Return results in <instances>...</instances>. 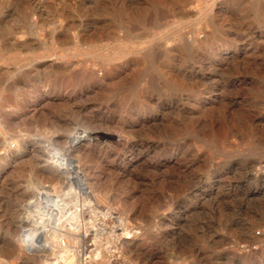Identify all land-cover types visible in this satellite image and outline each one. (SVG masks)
<instances>
[{
	"label": "rangeland",
	"instance_id": "374dc122",
	"mask_svg": "<svg viewBox=\"0 0 264 264\" xmlns=\"http://www.w3.org/2000/svg\"><path fill=\"white\" fill-rule=\"evenodd\" d=\"M46 224L95 264H264V0H0V264L62 263Z\"/></svg>",
	"mask_w": 264,
	"mask_h": 264
},
{
	"label": "bare ground",
	"instance_id": "6f19581e",
	"mask_svg": "<svg viewBox=\"0 0 264 264\" xmlns=\"http://www.w3.org/2000/svg\"><path fill=\"white\" fill-rule=\"evenodd\" d=\"M90 135H88L87 133L85 134V133H78V134H75L72 138H71V150H73V149H75V148H77V147H79V145H81L82 143H84V142H86L87 140H89V139H91L90 137H89ZM112 136V135H111ZM83 145V144H82ZM55 150V149H54ZM56 151V150H55ZM23 152V151H22ZM53 152V151H52ZM68 152V151H67ZM23 154V153H22ZM9 157V156H8ZM20 157V156H19ZM54 165H53V168H57L58 170H61V171H64L65 169H69V171L70 170H73V168L75 169L76 167H74V166H72V164H71V162H67L66 160L65 161H63V162H57V161H55L54 163H53ZM51 167V166H50ZM75 171V170H74ZM71 172V171H70ZM75 173V172H74ZM75 175H78V174H75ZM80 176V175H79ZM78 177V176H77ZM77 179V178H76ZM77 180H79L78 182V184H80V186L82 187V191L83 192H89V189H88V187H86L85 185H83V181H82V178L81 177H78V179ZM78 187H79V185H77ZM80 189V188H79ZM80 190V191H81ZM75 194H76V192L75 191H73ZM75 194H73V195H75ZM67 195V194H66ZM69 195V194H68ZM66 196L67 198L69 197V196ZM71 195H72V192H71ZM72 195V196H73ZM77 195V194H76ZM66 197H65V199H66ZM75 197V196H74ZM73 197V198H74ZM77 197V196H76ZM76 197H75V199H76ZM79 198V197H78ZM77 198V199H78ZM63 199V198H62ZM62 199H60V200H62ZM65 199L64 200H62V202L64 203V201H65ZM69 199V198H68ZM58 201V200H57ZM70 202V201H69ZM74 202H76V205H77V201L75 200H73V203ZM52 203V205L50 204V206H51V209H52V212H53V214H55L54 213V210L55 209H57V207L60 209V210H62L61 208H62V205H58V203L57 202H54L53 203V201L51 202ZM61 203V202H60ZM55 204V205H54ZM65 204V203H64ZM70 204H71V202H70ZM74 205H75V203H74ZM79 205V204H78ZM77 205V206H78ZM82 205V204H81ZM56 206V207H55ZM80 207V206H79ZM70 208V207H69ZM75 208V207H74ZM76 209V208H75ZM78 209H80V208H78ZM76 210V211H78V212H80V211H82V210ZM49 212V211H48ZM48 212H46V213H48ZM52 212H50V213H52ZM63 212V211H62ZM49 213V214H50ZM71 213V212H70ZM77 216H76V215ZM81 214V213H80ZM30 215V214H29ZM51 215V214H50ZM73 215V214H72ZM75 218L73 219V220H76V222H78L77 224H76V228L75 229H79L80 230V226H81V224H79V214L77 213V212H74V215H73ZM31 217V216H30ZM71 217V216H70ZM50 219V218H49ZM83 220V219H82ZM31 221V220H30ZM33 222H34V219H33ZM74 225V224H73ZM50 226H52V225H44V226H42V229L40 230V231H43V239H37V234H38V230H36V233H34V225L32 226L31 225V227L29 226V233H28V235H31V236H29V239H27L26 240V244H27V248H30L32 251H35V252H39V253H42V254H44V253H47V252H51V253H53V254H58V256H57V259L58 260H60L62 263H64V264H73V258H72V254H73V252H75V250L74 249H76L77 248V246H76V244L79 242L78 241V235H77V232H76V230L75 229H73V230H65V229H63V227H62V225H55L54 227L52 226V227H50ZM83 228V227H82ZM87 230V229H86ZM81 232H82V230H80ZM86 232V231H85ZM126 235H129V233H127ZM125 235V236H126ZM80 236V235H79ZM84 236H82V238H83ZM86 237V236H85ZM256 234L255 233H253V235H252V238H253V240L254 239H256ZM61 238H69L70 240H71V242H72V244H71V246H65V247H63L62 246V241H61ZM80 238V237H79ZM131 237H125V241L123 242V245L124 246H127V247H129V246H132V245H134V244H131L127 239H130ZM110 239L112 240V241H115V236H111L110 237ZM80 241H81V238H80ZM111 243H113V242H111ZM79 244V243H78ZM30 250V251H31ZM76 250H78V249H76ZM79 253H80V251H79ZM79 257V256H78ZM77 258V257H76ZM62 263H55V264H62Z\"/></svg>",
	"mask_w": 264,
	"mask_h": 264
},
{
	"label": "built area",
	"instance_id": "2783aa9c",
	"mask_svg": "<svg viewBox=\"0 0 264 264\" xmlns=\"http://www.w3.org/2000/svg\"><path fill=\"white\" fill-rule=\"evenodd\" d=\"M49 207H50V205L48 203H45V211L46 212L52 211V209H50ZM61 244L63 247L71 246L72 242L69 238H64ZM76 249H74L75 252H73V254H72L73 264H95L94 263V257H93L94 248H93L92 244L89 246V249H85L84 252L78 253V251H76ZM76 253L79 256L78 261L74 259Z\"/></svg>",
	"mask_w": 264,
	"mask_h": 264
}]
</instances>
